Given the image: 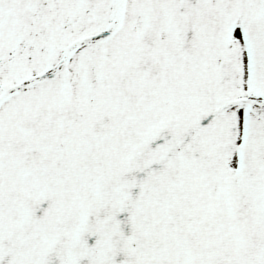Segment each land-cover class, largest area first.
Wrapping results in <instances>:
<instances>
[{
  "label": "snow or ice",
  "instance_id": "1",
  "mask_svg": "<svg viewBox=\"0 0 264 264\" xmlns=\"http://www.w3.org/2000/svg\"><path fill=\"white\" fill-rule=\"evenodd\" d=\"M0 264H264V0H0Z\"/></svg>",
  "mask_w": 264,
  "mask_h": 264
}]
</instances>
